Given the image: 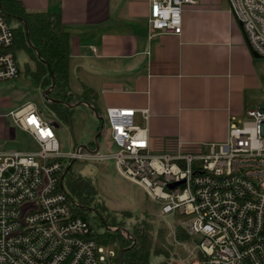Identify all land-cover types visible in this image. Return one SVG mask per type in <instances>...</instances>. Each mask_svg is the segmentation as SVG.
<instances>
[{"label":"built area","instance_id":"1","mask_svg":"<svg viewBox=\"0 0 264 264\" xmlns=\"http://www.w3.org/2000/svg\"><path fill=\"white\" fill-rule=\"evenodd\" d=\"M147 1L150 36L180 35L183 7L195 3ZM228 2L250 51L264 59V0ZM12 29L0 13V82L19 72ZM142 113L147 119L148 111ZM4 116L37 150L0 151V264H122L111 246L96 240L95 224L73 213L63 188L69 160H111L123 179L183 227L202 258L195 264H264V110H247L239 125L229 122L226 141L206 151L177 142L159 156L147 154L148 131L133 124L134 110L106 109L103 123L115 146L106 154L98 145L90 152L61 151L53 123L33 104ZM99 218V234L129 237L127 226Z\"/></svg>","mask_w":264,"mask_h":264},{"label":"crops","instance_id":"2","mask_svg":"<svg viewBox=\"0 0 264 264\" xmlns=\"http://www.w3.org/2000/svg\"><path fill=\"white\" fill-rule=\"evenodd\" d=\"M19 1L27 11L60 15L72 91L94 90L104 114L134 110L151 156L171 152L177 142L206 151L226 141L229 122L239 125L247 110H264L261 58L250 51L228 0L185 5L178 36H150L147 0Z\"/></svg>","mask_w":264,"mask_h":264},{"label":"rangeland","instance_id":"3","mask_svg":"<svg viewBox=\"0 0 264 264\" xmlns=\"http://www.w3.org/2000/svg\"><path fill=\"white\" fill-rule=\"evenodd\" d=\"M15 56L18 76L0 82V151L37 150V145L32 139L25 132L15 128L8 116H4L29 103L33 104L49 122L56 124L55 133L61 151H76L81 147L84 148V152H90L92 149L89 143L94 141L98 134L100 152L106 154L115 150L108 125L102 124L100 120L104 119V106H96V113L88 106H74L69 122L61 121L43 106L41 90L25 71V64L32 67L26 54L16 51ZM259 61L264 71V59ZM69 82L71 90H75L73 79ZM71 171L86 180L83 193L92 199L90 206L87 207L88 219L95 224L98 233L104 230V226L95 215L99 211L97 204L105 207V211L99 212L106 224L127 226L128 238L133 237V229L145 234L149 226L153 227V236L163 232L172 248L166 264H195L199 261L195 242L190 237L184 241L175 238V229L185 231L177 220L162 215L159 204L150 200L140 187L123 179L111 160L104 162L76 160L71 166ZM123 212H129V216ZM179 219L186 221L187 216H179ZM111 248L118 253L116 247ZM161 261L162 258L158 256L152 255L149 258V264H159Z\"/></svg>","mask_w":264,"mask_h":264},{"label":"trees","instance_id":"4","mask_svg":"<svg viewBox=\"0 0 264 264\" xmlns=\"http://www.w3.org/2000/svg\"><path fill=\"white\" fill-rule=\"evenodd\" d=\"M0 13L5 20L13 25V51H22L32 63L30 68L25 64V71L30 75L36 86L44 94V104L49 113L64 122H69L74 106L86 104L96 108L97 93L82 85L79 93H74L69 86V36L62 29L60 15L46 11H27L19 0H0ZM91 149L98 143L91 141ZM74 161L69 160L68 171L64 174L63 188L69 200L74 204L75 215L88 219L92 199L83 193L85 179L71 171ZM97 209L105 211V207L97 204ZM96 212L99 217L100 212ZM99 212V213H98ZM129 216V212H123ZM127 216V217H128ZM153 227L149 226L143 234L133 229V237L122 236L119 231L96 233V240L107 246L118 249L122 264H149L150 256L162 258L159 264H166L172 253L165 234L159 232L153 236ZM183 230L175 229L177 240L184 241L189 235ZM198 259H202L197 255Z\"/></svg>","mask_w":264,"mask_h":264},{"label":"water","instance_id":"5","mask_svg":"<svg viewBox=\"0 0 264 264\" xmlns=\"http://www.w3.org/2000/svg\"><path fill=\"white\" fill-rule=\"evenodd\" d=\"M254 56L256 57V58H259V56H257L256 54H254ZM42 96H44V94H42ZM44 98V97H43ZM77 105H79V103L77 104ZM89 108H91L90 106H88ZM95 113H96V110L95 109H93V108H91ZM101 120V122H102V124H103V120L102 119H100ZM54 127H56V124H52ZM99 136V134L97 135V137ZM97 137L94 139V141L97 139ZM97 147V146H96ZM68 169H69V167H67L66 168V170H65V173L68 171ZM175 186V184H172V185H170V188H173Z\"/></svg>","mask_w":264,"mask_h":264}]
</instances>
